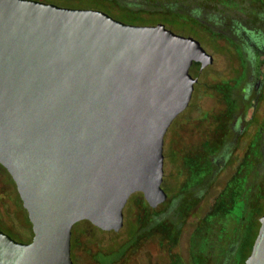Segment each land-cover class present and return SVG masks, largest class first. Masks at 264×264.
I'll return each instance as SVG.
<instances>
[{"label": "water", "instance_id": "1", "mask_svg": "<svg viewBox=\"0 0 264 264\" xmlns=\"http://www.w3.org/2000/svg\"><path fill=\"white\" fill-rule=\"evenodd\" d=\"M214 61L163 23L0 0V164L34 232L0 228V264H76L77 223L119 232L133 194L163 202L166 135ZM246 264H264V217Z\"/></svg>", "mask_w": 264, "mask_h": 264}, {"label": "trees", "instance_id": "2", "mask_svg": "<svg viewBox=\"0 0 264 264\" xmlns=\"http://www.w3.org/2000/svg\"><path fill=\"white\" fill-rule=\"evenodd\" d=\"M78 1L80 4H90L89 7H96L95 9L106 11L104 10L106 8L122 16L123 20L118 19L132 24H145L144 19L155 14H168L165 3L158 4L163 0H142L143 6L140 5L141 0ZM195 1L207 2L206 0ZM208 2L212 8L220 4L224 5L223 8H228L230 0H209ZM66 4L70 6L73 3ZM173 21L165 19V23L176 24V20ZM182 28L185 27L182 26ZM245 65L247 68L248 63L245 62ZM246 76L247 74L241 76L237 83H224L216 87L220 108L209 110L202 120L197 118V124L195 121L191 123V133L199 135L200 142L187 144L185 147H180L176 143L171 145L173 149L171 156L179 163L176 189L168 196L172 202L168 205L163 204L159 209L147 203L143 204L139 209L142 215L140 225L133 238L127 239L123 244L112 245L107 250H97L94 252L97 262L116 264L125 256H129L134 248L142 247L141 240L145 239L153 238L161 241L162 248H165L169 242L178 244L183 228L193 216L195 206L206 196L218 177L217 161L235 134L232 121L240 105ZM252 122L257 124L254 131L256 134L251 142L246 144L240 166L219 192L214 209L196 224L195 233L191 234L190 260L193 264H212L213 262L221 264L228 255L234 258L235 263L246 264L250 254L247 252L248 247L252 249L264 217V123L259 124L257 119ZM260 126L262 128H259ZM239 148L240 145H236V152ZM8 176L15 183L9 173ZM163 188L166 189L164 184ZM16 194L0 188V223L7 228L11 225L10 222H14L11 218L9 201L19 206L14 200V196L20 199L19 194ZM167 206L169 210L171 208V215H168V210H164ZM1 208L5 210L4 214ZM156 233L158 236H154ZM171 264H185V261L180 257Z\"/></svg>", "mask_w": 264, "mask_h": 264}, {"label": "rangeland", "instance_id": "3", "mask_svg": "<svg viewBox=\"0 0 264 264\" xmlns=\"http://www.w3.org/2000/svg\"><path fill=\"white\" fill-rule=\"evenodd\" d=\"M39 1L55 3L60 6H67L66 3H73L68 6L73 8H92L89 7L90 4H80L78 0ZM206 1L208 2L209 0ZM230 1L236 2L234 6L227 5V7L234 9L229 13V15H231L232 17L246 18L249 15L251 17L256 16L257 18H259V20H261L264 16V0H249L253 4L252 7H248L245 4L247 0ZM143 5L144 4H142L141 6ZM206 5L209 6V3ZM104 10H106L109 14L113 15L114 17L122 19V16L117 15L115 12L109 11L106 8H104ZM166 18L171 21L176 20V24H170V26H172L175 32L181 33L186 29L187 31L182 34H192V36L199 41V43L206 49V51L213 54L215 58L213 65L206 68L199 79L197 88L194 92L193 100L190 104L191 107L189 106L190 108L188 107L189 109L184 111V114L182 113L178 116V118L171 125L170 131H168L166 135L164 186L166 188L165 190H168L167 192L173 193V190L176 189L175 187L178 182L177 166L179 165V163L177 162V160L174 159L173 156H171V154H173V149H171V145H173V143H176L179 144L180 147H185V145L187 144L189 145L194 142H200L199 135H194L193 133H191V123L195 121V124H197V118L202 120L209 110L220 108V100L218 94H216L215 91L216 87L224 83H237L241 76L244 75L246 65L245 62L242 61L243 56L241 55V51L239 48L235 49L238 57L237 58L234 52L232 51L231 45L225 39L216 41L215 35H213L206 28L203 29L201 35H199L198 32L193 30V20L186 15H178L176 13H168L164 15L155 14L150 18L144 19L143 22H145L146 25L155 23L157 24L160 21L165 22ZM182 26L185 28H182ZM252 111L253 109L251 108L247 115L244 117L246 120L250 119ZM260 113L264 116V99L261 103ZM263 123L264 118H262L261 124ZM256 127V123L252 124L251 126H249L248 132L253 133ZM250 136L251 138H249L252 140L254 136L252 134H250ZM244 150L245 146L243 144L240 145V149L237 151V156L235 157L234 162L231 163V165H229L226 169H222L219 172L216 181L209 188L210 191L204 198L200 206L201 209L195 214L194 218H190L187 225L185 226L184 231L182 232V235L180 237V249L185 260L187 261L186 264H193L190 260V237L191 234L193 235L195 233L194 228L196 224H198L201 218L207 214V212L210 210V207L213 205L214 198L225 187L227 181L231 178L232 174L236 170V164L240 160L239 155H242ZM0 188L7 192H14L15 194L17 193L15 183L12 182V180L8 176L6 169L1 166V164ZM14 200L19 206L9 201L11 207L10 211H12L11 218L14 219V222H10L11 225L9 226V228L17 234L13 233L1 223L0 228L8 234L12 235L14 239L21 241L22 238L18 234L22 231H27L29 234L32 235V225L27 217V211L24 209L21 199H19L18 196H14ZM134 200L135 196L132 195L124 209L125 225L119 232L103 231L92 223H90L89 221H84L80 224L77 223L74 228H76L77 231H80L82 227L85 231V233L80 236L81 241L85 245L95 249L98 247L110 248L112 244H114V242L121 243L124 240L133 238L138 226L140 225V220L142 216L139 211L140 207L136 204V201ZM1 209L4 214L5 210H3V208ZM154 236H158V233H156ZM158 243L161 244V241H158ZM175 247L176 245L173 242H169L166 244V250L163 249L164 252H162L157 242L153 241V239H145L142 247H140L139 249L134 248L130 251L128 257V260L130 261L128 262L129 264H171L170 261H172L173 263V261H176L180 258V255H178L179 252L175 251ZM252 249L251 247H248L247 252L250 253L248 257L251 255ZM74 260L76 264H91L92 259L88 254L83 253L78 254V257H76Z\"/></svg>", "mask_w": 264, "mask_h": 264}, {"label": "flooded vegetation", "instance_id": "4", "mask_svg": "<svg viewBox=\"0 0 264 264\" xmlns=\"http://www.w3.org/2000/svg\"><path fill=\"white\" fill-rule=\"evenodd\" d=\"M162 2L165 3L164 4L165 8L167 9L169 14L176 13L178 15H186V16L190 17L193 20L192 29L195 30L196 32H198L199 35H201L203 29L206 28L213 35H215L216 41H220V40L225 39L231 45L232 51L234 52L236 57H237V53H236L235 49L239 48L241 51V55L243 56L242 61L248 63L247 68L244 71V75L247 74V76H246V81H245V85L243 88V92L241 95V99L239 101L240 105H239L238 111L236 112V114L233 118V121H232V127H233L235 134L219 156V159L217 161L218 174H219V172L222 169H226L229 165H231V163L234 162V159L237 156L236 145H238V144L242 145L243 144L244 146H246V144H249L251 142L250 134H252L255 137V134H256L255 132H253V133L248 132L249 126H251L252 124L255 123L252 121L257 119L258 122L261 124L262 118H264V116L260 113L261 103L263 102V99H264V16L262 17L261 20H259V18H257L256 16L251 17L249 15L246 18H244V17L243 18H236V17H232L231 15H229L230 11H232L234 9H231L229 7L223 8L224 5H222V4H220V6H217L216 8L215 7L212 8V7H210V5L209 6L206 5L209 2H204V3L201 2L200 3V2L195 1V0H179V1L178 0H163L161 2L159 1L158 4L162 5ZM141 4H144V1L142 2V0H141L140 5ZM235 4H236V2H234V1L229 2L230 6H234ZM245 4L248 7L253 6L252 2H250L249 0H247ZM159 23H163L167 27L169 26L168 28L174 31V29L172 28V26H170V24L168 25V23H165L162 21H160ZM155 24H149V25H155ZM139 25H146V24H139ZM186 31L187 30L185 29L181 33L178 32V34L185 33ZM182 35H184V34H182ZM185 36H192V34H185ZM251 108L253 109V111L251 113L252 115L250 116L249 120H246L244 117L247 115V113L250 111ZM259 128H262V126H260ZM242 158H243V154L239 155L240 160L236 164V170L240 166ZM236 170L234 172H236ZM215 181H216V179H215ZM228 181H227V183H228ZM209 191H208V193H209ZM136 194H138V195H136ZM166 194H167V198L163 202H161L157 206H155L154 207L155 209H159L160 207H162L163 204L168 205L169 203L172 202L168 196L173 194V193L166 192ZM207 194H206V196H207ZM218 194L214 198L213 205L210 207V210L207 212V214L214 209L215 200H216ZM133 195L135 196L134 201H136V204L140 208L145 203L150 205V203L145 199L143 192H137ZM204 198H202L198 202V204L195 206V208L193 210V216L191 217V219L194 218L195 214L201 209L200 206H201ZM151 207H153V206H151ZM168 207L169 206H167V208L164 210H168V213H169L168 215H171V212H170L171 208L169 210ZM206 215H204V217ZM27 217H28V212H27ZM204 217L201 218L200 222L204 219ZM6 218H8V217H6ZM9 219H10V217H9ZM28 219H29V217H28ZM10 220L12 221V219H10ZM84 221H87V220H84ZM84 221H81V222H84ZM81 222H79V224ZM31 225H32V223H31ZM184 228H183V231H184ZM8 229L11 230L10 228H8ZM32 232H33V228H32ZM13 233H15V232H13ZM84 233H85V231L82 227H81L80 231H77L76 228H73V233H72V258H73V260L76 257H78V254L86 253L92 259L91 264H100L99 262H97L95 260L94 252H96L97 250H102V249L107 250L109 248L98 247V248L94 249L92 247L85 245L81 241V238H80V236H82ZM15 234H17V233H15ZM18 235H20V237L22 239H21V241L16 239L17 241L23 242V243H30L33 240L34 232L31 235L27 231H22ZM126 241L127 240H124L121 243L114 242V244H112V245L123 244ZM141 241L144 242L145 240H141ZM153 241L157 242V244L161 248L162 252H164V250H166V248L161 247V244L158 243V241H156L154 239H153ZM143 242H141L140 245H143ZM175 251L179 252L178 255H180L181 259L184 260L185 264H186L187 261L185 260L183 254H182V251L180 249V240L175 247ZM128 257L129 256H125V258L121 259L120 262H117L116 264H129L128 261H130V260H128ZM74 262H75V260H74ZM170 262L172 263V261H170ZM237 263L238 262H236V263L234 262V258H231L228 255L227 257H225L223 259V262L221 264H237ZM212 264H217V263L213 262Z\"/></svg>", "mask_w": 264, "mask_h": 264}]
</instances>
